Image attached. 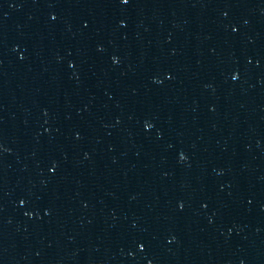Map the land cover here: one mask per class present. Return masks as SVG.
<instances>
[{"label":"water","instance_id":"95a60500","mask_svg":"<svg viewBox=\"0 0 264 264\" xmlns=\"http://www.w3.org/2000/svg\"><path fill=\"white\" fill-rule=\"evenodd\" d=\"M0 264H264V0H0Z\"/></svg>","mask_w":264,"mask_h":264},{"label":"snow or ice","instance_id":"6c2138e0","mask_svg":"<svg viewBox=\"0 0 264 264\" xmlns=\"http://www.w3.org/2000/svg\"><path fill=\"white\" fill-rule=\"evenodd\" d=\"M123 3L127 4L129 2V0H122ZM236 77H233V79H235ZM146 127H151V125H146ZM183 158V157H182ZM181 207H183V205H181ZM143 247V246H142Z\"/></svg>","mask_w":264,"mask_h":264}]
</instances>
